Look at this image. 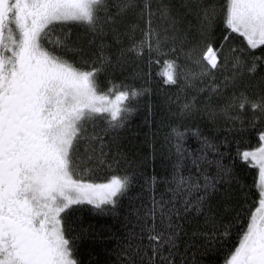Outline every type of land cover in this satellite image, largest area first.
<instances>
[{
	"label": "snow or ice",
	"instance_id": "6c2138e0",
	"mask_svg": "<svg viewBox=\"0 0 264 264\" xmlns=\"http://www.w3.org/2000/svg\"><path fill=\"white\" fill-rule=\"evenodd\" d=\"M233 33L246 46L232 44ZM130 57L149 69L162 64L156 75L177 87L178 103L184 94L181 118L229 133L247 131L246 119L251 129L260 125L254 150L236 153L258 169L257 196L249 203L240 185L232 203L226 188L213 208L222 185L239 183L221 145L199 127H172L171 171L146 180L130 201L113 264H189L182 245L203 236L201 247L210 248L236 224L238 246L224 264H264V0H0V264H79L62 214L84 204L115 213L129 196L136 174L119 134L151 89L109 81L99 92L97 77ZM189 135L198 149L185 147ZM121 164L125 171L106 183L88 182ZM201 216L209 230L189 235L185 225Z\"/></svg>",
	"mask_w": 264,
	"mask_h": 264
},
{
	"label": "trees",
	"instance_id": "16d2710c",
	"mask_svg": "<svg viewBox=\"0 0 264 264\" xmlns=\"http://www.w3.org/2000/svg\"><path fill=\"white\" fill-rule=\"evenodd\" d=\"M189 19L195 26V17H189ZM74 32L82 33L83 30L76 28ZM105 40L110 46L108 54L115 55L119 45L114 43L111 36L106 37ZM242 41V37L235 33L232 34V44L246 46L241 44ZM127 43V39L124 38V44L127 45ZM251 51L257 55L260 54V49ZM161 68L162 64L153 63L149 69L145 62L133 61L130 57L126 64L115 65L114 62L112 67L98 74L99 92L106 91L110 87L109 81L117 85L127 84L135 88H148L151 91L133 102L136 110L130 115L119 134L120 151L128 164L132 166L131 170L136 174L129 196L121 199L115 213L99 214L92 205L84 204L73 205L65 214H62L67 217L68 232L66 234L73 241L74 258L78 260L79 264H113L115 258L113 250L116 248L117 237L126 231L125 224L131 218L129 216L132 210L130 201L137 203V197L142 194V186L146 180L154 176L157 181H161L171 171L165 137L172 127H181V130L185 127L190 129L199 127L204 135L215 137L216 142L221 145L220 150L225 154L224 163L232 167L233 174L239 183L233 182L230 187L222 185L220 193H217L211 200L213 208L224 204L226 198L223 193L226 188L232 193V203H235L240 197V185L244 186V191L250 193L249 203L257 196L256 189L252 186L258 169L249 167L236 153L237 148L242 152L256 147L257 130L260 125L257 126V129H251L246 119L244 127L248 129L247 131L229 133L223 125L218 129H213L199 118H181L178 115V107L179 103L184 102V94H180L178 103L177 87L164 84V78L156 75ZM149 106L151 107L149 108ZM105 116L108 114H97V119ZM225 138L228 140L227 145L223 143ZM185 147L190 150L198 149L199 142L195 137L189 135ZM123 171H125L123 164L114 165L113 172L105 170L97 174L94 181H102L114 173L122 174ZM212 172H215V168L212 169ZM156 189L157 192L163 191L164 184L157 183ZM231 215H235V213H231ZM244 222L247 223L246 220ZM242 226L234 225L227 237L217 240L210 248L201 247L205 238L197 236L194 238V245L189 241L188 244L182 245L181 251L187 250L189 264H224L229 250L238 246V233ZM185 227L189 231V235L197 228L202 232L209 230L202 216L198 218V223L186 224Z\"/></svg>",
	"mask_w": 264,
	"mask_h": 264
},
{
	"label": "rangeland",
	"instance_id": "374dc122",
	"mask_svg": "<svg viewBox=\"0 0 264 264\" xmlns=\"http://www.w3.org/2000/svg\"><path fill=\"white\" fill-rule=\"evenodd\" d=\"M111 99H114V96H112V97H110ZM255 148V147H254ZM254 148L253 149H251V150H254ZM115 174V173H114ZM117 174V173H116ZM107 180H108V178L107 179H103L102 181H88V182H95V183H106L107 182Z\"/></svg>",
	"mask_w": 264,
	"mask_h": 264
},
{
	"label": "bare ground",
	"instance_id": "6f19581e",
	"mask_svg": "<svg viewBox=\"0 0 264 264\" xmlns=\"http://www.w3.org/2000/svg\"><path fill=\"white\" fill-rule=\"evenodd\" d=\"M103 92H105V91H103Z\"/></svg>",
	"mask_w": 264,
	"mask_h": 264
}]
</instances>
